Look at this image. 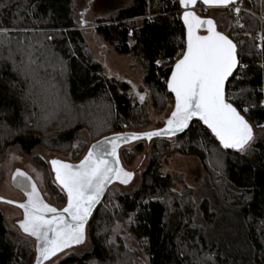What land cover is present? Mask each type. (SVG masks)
I'll use <instances>...</instances> for the list:
<instances>
[{"label":"trees","instance_id":"16d2710c","mask_svg":"<svg viewBox=\"0 0 264 264\" xmlns=\"http://www.w3.org/2000/svg\"><path fill=\"white\" fill-rule=\"evenodd\" d=\"M215 10L231 20L227 31H217L237 44L242 65L226 96L253 127V142L243 151L225 149L197 119L182 134L153 138L138 186L118 194L108 189L87 222L90 249L71 253L58 264H119L120 259L123 264H264L260 22L242 12L240 25H234L233 12ZM182 14L180 0H130L95 24V32L112 50L128 55L132 67L143 72L151 107L158 113L162 103L175 101L167 81L186 47ZM18 64L31 66L40 80L37 96L30 92L34 78L24 77ZM39 102L49 104L55 115L45 112L47 119L43 122L40 115L39 121L33 115ZM93 104L102 111L80 114ZM149 114L134 104L129 84L106 76L93 58L76 21L74 0H0V166L13 147L28 156L41 146L66 154L78 143L81 155L89 135L94 145L106 137L140 133ZM97 116L107 123L100 133L92 125ZM172 143L201 161L207 177L197 186L177 191L181 178L163 173L161 159ZM34 162L41 163L37 158ZM36 259L31 239L10 227L0 210V264H35Z\"/></svg>","mask_w":264,"mask_h":264},{"label":"snow or ice","instance_id":"6c2138e0","mask_svg":"<svg viewBox=\"0 0 264 264\" xmlns=\"http://www.w3.org/2000/svg\"><path fill=\"white\" fill-rule=\"evenodd\" d=\"M196 3L197 0H180L185 9ZM203 3L227 7L235 0H203ZM239 11L235 8L236 13ZM183 22L187 28L186 50L180 54L182 58L175 63L167 81L168 89L175 95V109L165 129L106 137L94 144L77 165L53 159L55 180L67 195V204L60 210L45 203L30 178L17 171L16 176L21 178L18 182L27 180L30 185V190L25 189L27 201L17 206L24 212L20 228L38 242L37 264L72 244L82 243L85 225L108 183L119 179L127 184L131 180L133 173L119 166V141L175 135L188 128L193 118L202 121L225 149L243 151L253 141L252 126L226 96V82L242 67L237 44L217 31L212 19H202L193 11L184 12ZM205 27L207 34L199 35L198 29ZM140 99L143 101L144 97Z\"/></svg>","mask_w":264,"mask_h":264},{"label":"rangeland","instance_id":"374dc122","mask_svg":"<svg viewBox=\"0 0 264 264\" xmlns=\"http://www.w3.org/2000/svg\"><path fill=\"white\" fill-rule=\"evenodd\" d=\"M129 1L130 0H74L75 17L77 24L83 31L93 58L102 64L103 73L106 76L116 77L120 80L126 81L129 84V94L134 104L142 105L149 111V124L143 128L141 132L161 131L166 128V121L175 109V101L167 100L165 104H161L162 111L160 113L155 112L153 107H151L148 90L144 86L143 72L132 67V61L128 55H120L114 52L112 48L95 32V24L99 19L108 18L111 15L118 13L124 6L129 4ZM256 3H258L257 6ZM221 8L224 9V11L233 12L232 22L234 25H240L239 22H241L242 19V12H247L255 16L260 22L259 32L264 33V0L244 1L238 6L240 9L239 13L235 12V8ZM215 9L216 8L197 9L195 12L202 19L215 20V25H217L216 29L218 27L221 28L220 30L222 31H227L230 27L231 20L222 16V11H216ZM201 33L206 35V28ZM262 51H264V49ZM181 53L182 52L178 53L176 61L181 58ZM30 67L31 66L27 64H18L16 68L20 70V73L25 75L24 77H27L30 80L34 78V84L30 87V92L32 96H37L41 89V85L39 84L40 80L36 81L38 78ZM48 80H44V82H47ZM141 96L144 97L143 101L140 99ZM36 104L38 105V103ZM39 105H41L40 102ZM50 108L51 106H49V104L46 105V103H42L38 108V114L34 113L33 115L39 117V121H41L40 115L43 118L45 112L46 114L55 115L53 112L50 113ZM101 111L102 106H96L93 104L81 108L80 114L91 116L92 114L95 115L97 112L100 113ZM100 118L101 117L98 116L97 118H93L94 123L92 124L95 126L98 133L105 131L103 129H107V123L103 121L104 118ZM46 119L47 118L44 117L43 122ZM195 119L199 120L198 118ZM97 127L99 129H97ZM253 134L255 136L254 129ZM93 142V137L89 135L88 139H86L84 152L81 155H77L78 143L74 144L72 151H69L66 154L59 151H52L49 148L41 146L37 147L31 156H28L18 148L13 147L9 149L4 162L0 166V210L4 213L6 221L10 227L17 229L22 235L31 239L37 256L38 242L35 237L25 234L20 228V222L24 219V212L22 208L17 206L18 204L27 201L25 189L30 190V185L27 180L19 183L18 181L21 180V178L17 177L16 173L17 171L23 172L28 178H30L31 183L35 184L43 201L60 210L67 204V195L61 190L55 180V173L52 169L51 161L57 159L65 163L77 165L92 148ZM252 142L253 141H251L246 148L249 147ZM154 143L155 140L153 138L151 140L141 138L131 139L128 142H118L119 147L117 149V155L119 166L125 171L133 173V175L127 184L121 183L119 179H113L108 187L111 194L131 192L138 186L141 175L146 169L151 157ZM139 145L140 151L137 152ZM177 145V143H172V149L170 152L165 153L162 156L161 161L164 174H171L175 177L177 176L181 178V181L178 182L176 186V190L181 191L184 185L195 187L200 181L205 180L207 176L201 161L195 156L180 153L177 149ZM34 158H37L41 163L37 164L34 162ZM9 201L13 203H9ZM90 245L89 227L88 224H86L85 237L82 243L72 244L70 247L64 248L49 259L44 260L42 264H58L71 253L87 252L90 249ZM119 261V264H123L121 259Z\"/></svg>","mask_w":264,"mask_h":264},{"label":"water","instance_id":"95a60500","mask_svg":"<svg viewBox=\"0 0 264 264\" xmlns=\"http://www.w3.org/2000/svg\"><path fill=\"white\" fill-rule=\"evenodd\" d=\"M237 1H239V0H235V2H237ZM198 4H202V5L207 6V7H209V8H221V7H224V6H209V5H207V4H204V3H203V0H197V3H196L194 6H189L188 9H185L184 7L181 6V7H182V13L184 14V12H185L186 10H189V11H193V12H195V11H196L195 8H196V6H197ZM230 5H231V4H230ZM183 14H182V18H183ZM195 14L198 16V14H197L196 12H195ZM199 17H200V16H199ZM200 18H201V17H200ZM184 25H185V24H184ZM205 28H206V27H205ZM205 28H200V29H198V34H199V35H203L201 32H202L203 30H205ZM185 29H186V43H187V28H186V26H185ZM185 50H186V47H185ZM237 50H238V47H237ZM181 58H182V57H181ZM174 66H175V65H174ZM238 69H239V67L237 68V70L234 71L233 76H232V77H229V80L226 82V88H227V85L229 84V82L232 80V78L236 75ZM173 70H174V68H173ZM170 78H171V76H170ZM194 120H195V118H193V120L190 121V123H189V127H190L191 123H192ZM189 127L186 128L183 132H178V133H176L175 135H179V134H182V133L186 132V131L189 129ZM140 133H143V132H140ZM140 133H137V134H140ZM130 134H133V133H126V134H122V135L127 136V135H130ZM168 136H173V135H161V136H154V137H152V138L168 137ZM112 181H113V180H112ZM112 181H111V182H112ZM111 182L108 183V185H107V187H106V189H105V192H104V194L101 196L100 200H101V199L103 198V196L105 195V193H106V191H107L109 185L111 184ZM97 204H98V203H97ZM97 204H96V205H97ZM96 205H95V207H96ZM95 207L93 208V210L95 209ZM93 210H92V212H93ZM91 215H92V213H91ZM91 215L89 216V219H90ZM89 219H88V221H89ZM44 260H45V259H41L40 264H42V263L44 262ZM35 264H37V259H36Z\"/></svg>","mask_w":264,"mask_h":264},{"label":"built area","instance_id":"2783aa9c","mask_svg":"<svg viewBox=\"0 0 264 264\" xmlns=\"http://www.w3.org/2000/svg\"><path fill=\"white\" fill-rule=\"evenodd\" d=\"M244 1L246 0H239L231 5H228L227 7H224V8H227V9H232V8H236L238 7L241 3H243ZM197 9H209V7L207 6H204L202 4H198L195 8V10ZM257 45L263 50L264 49V33L263 32H259L258 35H257ZM264 67V66H263ZM230 98L232 99L233 96L231 95ZM262 104L264 105V102H262Z\"/></svg>","mask_w":264,"mask_h":264}]
</instances>
